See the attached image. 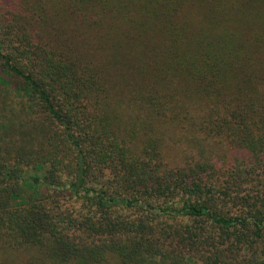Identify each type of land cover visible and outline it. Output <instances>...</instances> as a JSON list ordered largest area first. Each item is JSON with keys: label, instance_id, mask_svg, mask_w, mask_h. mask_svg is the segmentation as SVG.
<instances>
[{"label": "trees", "instance_id": "16d2710c", "mask_svg": "<svg viewBox=\"0 0 264 264\" xmlns=\"http://www.w3.org/2000/svg\"><path fill=\"white\" fill-rule=\"evenodd\" d=\"M0 264H264V0H0Z\"/></svg>", "mask_w": 264, "mask_h": 264}, {"label": "rangeland", "instance_id": "374dc122", "mask_svg": "<svg viewBox=\"0 0 264 264\" xmlns=\"http://www.w3.org/2000/svg\"><path fill=\"white\" fill-rule=\"evenodd\" d=\"M17 259H18V257L17 256H15Z\"/></svg>", "mask_w": 264, "mask_h": 264}]
</instances>
